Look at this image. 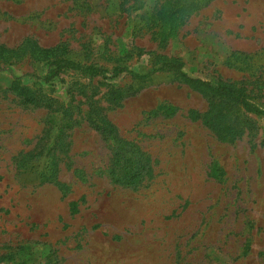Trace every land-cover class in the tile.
<instances>
[{
    "label": "rangeland",
    "instance_id": "374dc122",
    "mask_svg": "<svg viewBox=\"0 0 264 264\" xmlns=\"http://www.w3.org/2000/svg\"><path fill=\"white\" fill-rule=\"evenodd\" d=\"M163 1L0 0V44L32 38L142 74L175 61L264 109V0H202L174 16ZM10 63L13 73L0 71V264H264L263 116L171 69L145 80L63 72L45 90L53 113L10 90L14 74L30 86L25 75L43 76L47 61ZM118 160L145 166L140 182L114 183ZM54 173L60 184L47 181Z\"/></svg>",
    "mask_w": 264,
    "mask_h": 264
},
{
    "label": "trees",
    "instance_id": "16d2710c",
    "mask_svg": "<svg viewBox=\"0 0 264 264\" xmlns=\"http://www.w3.org/2000/svg\"><path fill=\"white\" fill-rule=\"evenodd\" d=\"M201 1L202 0H164L161 3V6L164 5L163 12H167L171 16L180 13L181 15H186L191 11L200 9L202 7L200 4ZM59 48V46L43 47L32 38L25 39L24 42L17 48L0 44V71H9L13 73V68L10 65L2 67L1 63L5 62V64H11V59L23 55L24 53H31L33 56H37L47 61V71L43 76L33 73H27L25 75L27 77L34 78V81L30 86L25 84L22 76L14 74V81L10 90L15 95L20 96L25 104L43 106L48 108L53 113L59 111L56 99L48 95L45 90L47 87H52L54 83L61 78L62 73L66 71L80 72L89 77H102L105 79H115L124 74H130L138 80H145L154 72L171 69L175 71L185 83L191 85L192 87L205 93L225 97L240 104L246 111L264 117V109L250 102L239 89L232 85H214L209 81L195 78L184 71L181 63L164 60L158 68L149 73L142 74L125 66H116L110 70L98 63H84L64 55H59L57 52ZM203 121L210 124V122H213L214 120L211 115L209 116L206 114L203 117ZM144 169L145 166L143 165L137 166L134 163L121 164L118 160L116 161L113 170L112 180L114 183L121 185H134L140 182ZM47 181L50 183L60 184L56 180V173H54ZM72 208H76V203L72 204ZM1 259L2 257H0V260ZM15 264H25V262L17 261ZM44 264H55V262L48 261Z\"/></svg>",
    "mask_w": 264,
    "mask_h": 264
}]
</instances>
